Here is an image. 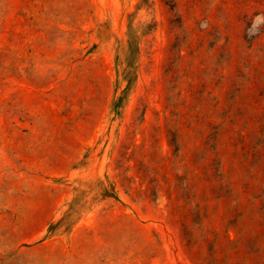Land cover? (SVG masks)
Here are the masks:
<instances>
[{
  "label": "rangeland",
  "instance_id": "rangeland-1",
  "mask_svg": "<svg viewBox=\"0 0 264 264\" xmlns=\"http://www.w3.org/2000/svg\"><path fill=\"white\" fill-rule=\"evenodd\" d=\"M0 264H264V0H0Z\"/></svg>",
  "mask_w": 264,
  "mask_h": 264
}]
</instances>
